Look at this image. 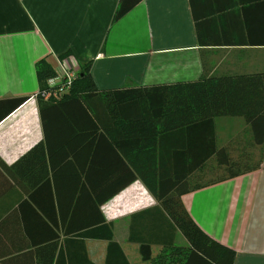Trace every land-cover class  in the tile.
Segmentation results:
<instances>
[{"label": "crops", "instance_id": "1", "mask_svg": "<svg viewBox=\"0 0 264 264\" xmlns=\"http://www.w3.org/2000/svg\"><path fill=\"white\" fill-rule=\"evenodd\" d=\"M118 2L0 0V264H83L81 235L97 227L99 200L129 264H151L129 240L133 215L159 206L149 187L186 189L183 207L236 251L235 264H264V148L262 164L251 166L259 147L243 118L213 120L222 161L248 170L231 177L216 154L207 158L204 125L159 121V132L146 133L130 123L149 117L135 103L118 117L95 101V137L47 136L36 73L38 62L55 70L65 54L92 61L101 92L264 73V0H143L114 22ZM18 99L26 101L13 110ZM69 122L81 125L76 114ZM84 242L89 263L106 264L108 240Z\"/></svg>", "mask_w": 264, "mask_h": 264}, {"label": "trees", "instance_id": "2", "mask_svg": "<svg viewBox=\"0 0 264 264\" xmlns=\"http://www.w3.org/2000/svg\"><path fill=\"white\" fill-rule=\"evenodd\" d=\"M142 1L119 0L113 21L116 22L123 18ZM68 56L65 54L59 59L64 60ZM91 67L92 61L80 64L76 72V79L72 82L69 91L59 95L58 91L55 92L57 89L52 90L48 86V80L56 75L55 70L45 60L36 64L39 82L37 99L47 136L48 131L52 133V130H62L60 134H63V137L72 136L73 130L76 131L77 138L97 136L101 127L95 123L99 117L98 114L92 113V107L96 104L95 101H99L104 112L105 107L108 106L111 108L110 111L118 117H122L121 106L123 104H137L140 111L149 114V117L133 118L130 123L143 124L146 133L156 134L159 132V128L155 124L159 121L176 122V126L179 128L196 124L204 125L203 129H209L210 132L208 139L210 150L207 158L216 154L220 159L219 164L226 166L231 177L248 170L233 171L232 169L237 163H230L228 159L227 162L222 161L221 156L226 155V151L216 148L213 124L215 118H243L251 127L254 144L261 150L264 148V73L210 77L171 86L126 87L120 90L101 92L94 82ZM48 92L52 94L55 92L57 95L45 99L43 94ZM25 101L26 99L15 100L12 109L15 110ZM74 114L78 116L81 125L76 124L74 127L69 122ZM104 131L105 128L102 132ZM161 131L162 129H160ZM149 190L159 201V206L133 215L129 237L131 243L139 245L143 261L151 264H235L236 251L209 237L183 207L180 197L186 189L184 191L176 190V193H172V195L167 191L156 192L151 187ZM105 202L99 200L98 206H96L98 211L97 227H86L82 231V262L91 264L87 258L84 239L93 238L108 240L106 264H129L119 244L112 240L111 230L101 215L100 207ZM153 225L156 229L152 227ZM177 233L185 239L187 246L176 244ZM153 246L161 247L156 256L153 255Z\"/></svg>", "mask_w": 264, "mask_h": 264}, {"label": "built area", "instance_id": "3", "mask_svg": "<svg viewBox=\"0 0 264 264\" xmlns=\"http://www.w3.org/2000/svg\"><path fill=\"white\" fill-rule=\"evenodd\" d=\"M78 68L79 65L74 63L73 59H58V65L55 68L56 75L52 79L48 80V86L52 90L57 89L55 92L58 91L59 95L68 92L72 85V82L76 79V72ZM55 92L53 94L51 92H48L43 94V96L45 99H48L51 96L55 97L57 95V93ZM110 208L107 209V211L110 210Z\"/></svg>", "mask_w": 264, "mask_h": 264}, {"label": "rangeland", "instance_id": "4", "mask_svg": "<svg viewBox=\"0 0 264 264\" xmlns=\"http://www.w3.org/2000/svg\"><path fill=\"white\" fill-rule=\"evenodd\" d=\"M223 120H220V121H231V120H235L236 118H230V117H224V118H222ZM236 121V120H235ZM263 150V149H262ZM262 150L261 149H257V155L256 156H253V159H255V160H253V162H251L250 163V165L251 166H258L259 167V165L260 164H262L261 163V161H262V159H263V157H262ZM247 165H249V164H247ZM254 166V167H255ZM180 235V234H179ZM120 237V236H119ZM182 241H185V239L180 235V241H178V244L177 245H180V246H185V245H182ZM184 243V242H183ZM185 243H186V241H185Z\"/></svg>", "mask_w": 264, "mask_h": 264}]
</instances>
